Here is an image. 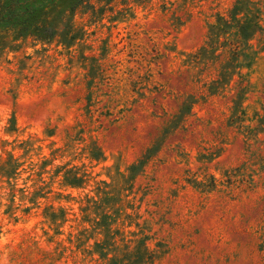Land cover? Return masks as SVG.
<instances>
[{
	"label": "rangeland",
	"instance_id": "rangeland-1",
	"mask_svg": "<svg viewBox=\"0 0 264 264\" xmlns=\"http://www.w3.org/2000/svg\"><path fill=\"white\" fill-rule=\"evenodd\" d=\"M64 15L50 40L0 27V264H264V0Z\"/></svg>",
	"mask_w": 264,
	"mask_h": 264
},
{
	"label": "trees",
	"instance_id": "trees-1",
	"mask_svg": "<svg viewBox=\"0 0 264 264\" xmlns=\"http://www.w3.org/2000/svg\"><path fill=\"white\" fill-rule=\"evenodd\" d=\"M85 1L88 0H0V27L12 30L20 36L32 35L37 40H50L58 33V24L55 22L56 18L51 20V17L57 14L63 19L65 18V11L68 10L72 13ZM243 26L244 28L241 27L243 29L242 32L235 33L239 41L235 44L232 55H234L235 59L242 57V60H247L249 58L248 54L242 52L243 49L238 48L244 46L247 49L248 39H250L254 31L259 29V27L254 17L246 19ZM69 27L66 28L68 29ZM220 32V27L213 25L210 36L204 43L202 49L197 52L196 59L204 56L206 58L210 57L222 46L217 41L214 42V39L218 38ZM217 56L215 55V57ZM224 58L229 60L227 49L224 50ZM236 65L242 67V63H236ZM217 83L218 81L213 82L211 84L212 86L207 88H205L206 83L201 84L196 89L195 87H191L194 91L189 94H191V97L199 96L202 101H206L209 95L214 93ZM183 107H187L186 101H184ZM145 257L150 260L153 258V253L151 251H145L139 260L126 256L125 259H121L122 261H118L117 264H137L142 262Z\"/></svg>",
	"mask_w": 264,
	"mask_h": 264
}]
</instances>
